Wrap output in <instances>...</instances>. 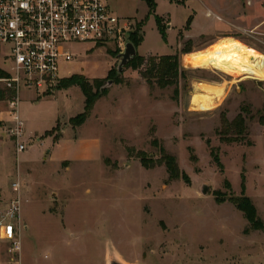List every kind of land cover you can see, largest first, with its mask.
<instances>
[{"label":"rangeland","instance_id":"rangeland-1","mask_svg":"<svg viewBox=\"0 0 264 264\" xmlns=\"http://www.w3.org/2000/svg\"><path fill=\"white\" fill-rule=\"evenodd\" d=\"M154 1L151 14L146 0L109 5L134 28L145 22L138 55H179L178 95L176 86L149 85L140 70L119 71L113 46L69 43L74 58L60 61L61 78L21 91L18 152L2 92L0 212L20 196L22 251L13 258L0 239V264H264V0ZM8 54L0 44L6 71ZM74 74L102 79L107 90L80 126L70 118L84 110L81 88L60 87ZM116 77L123 83L110 84ZM243 108L245 138L221 140L222 114L231 121ZM161 147L185 176L169 179L156 163ZM242 193L261 222L231 201Z\"/></svg>","mask_w":264,"mask_h":264},{"label":"built area","instance_id":"built-area-1","mask_svg":"<svg viewBox=\"0 0 264 264\" xmlns=\"http://www.w3.org/2000/svg\"><path fill=\"white\" fill-rule=\"evenodd\" d=\"M133 24L132 19L117 14L109 0H0V44L9 46L7 58L12 64L0 82L10 95L11 136L18 152L25 149L20 142L24 132L19 111L22 89H40L59 80L60 61L74 58L66 47L69 43L110 45L120 57L135 29ZM13 187L19 190L21 182H14ZM20 213L19 195L0 212V239L9 242L13 258L22 251Z\"/></svg>","mask_w":264,"mask_h":264},{"label":"trees","instance_id":"trees-1","mask_svg":"<svg viewBox=\"0 0 264 264\" xmlns=\"http://www.w3.org/2000/svg\"><path fill=\"white\" fill-rule=\"evenodd\" d=\"M150 7V14L154 13L156 2L154 0H146ZM158 24L160 25V18L156 17ZM192 18L189 17L187 20V25L190 26ZM145 23V22H144ZM143 22H140L134 31L131 33L130 41L135 45L139 46L140 42L143 39L142 27ZM184 53L189 52L190 49L183 48ZM113 51V50H112ZM115 52V51H114ZM144 63L148 64V67L145 70H141V67ZM125 66L132 67L135 70H140L143 78L147 81L149 85L157 84L161 88H166L168 86H176L175 95H178V83L180 76H182L183 71L181 67V61L179 55L176 54H163V55H150L145 57L144 55L136 54L132 59H130ZM110 74H113V69L110 70ZM8 72L0 68V78L6 77ZM115 83H123V79L116 77L113 78ZM78 85L84 96L85 104L84 110L77 114L75 117L70 118V123L74 126L82 125L92 114V111L96 105V102L103 95L107 94V90L104 87V80L95 78L93 81H90L88 78L84 77L81 74H74L70 78H64L60 82V87H69L71 85ZM1 90V89H0ZM2 91H0V98L3 97ZM248 108H243L240 113H238L233 120H229L225 114H222L221 117V128L217 130L220 134L221 140L225 142H238L245 138L247 133L246 117L244 113H248ZM261 121H264V117H260ZM155 142L158 140L155 138ZM162 156L157 160V164H164L166 166L169 179H178L181 176H185L184 171L181 170L175 155L167 152L164 147H161ZM211 155L213 156L214 161L219 164L220 157L218 152L215 149L211 150ZM142 162L146 167H154L155 163H149L142 158ZM243 176V184L245 183V177ZM245 187V186H244ZM243 187V188H244ZM245 190V189H244ZM243 190V192H244ZM231 201L235 206L243 211L246 218L250 223L255 221L261 222L260 218L257 216V209L255 205L251 202L250 198L242 193L239 197H233ZM264 229V223H261L260 227Z\"/></svg>","mask_w":264,"mask_h":264},{"label":"water","instance_id":"water-1","mask_svg":"<svg viewBox=\"0 0 264 264\" xmlns=\"http://www.w3.org/2000/svg\"><path fill=\"white\" fill-rule=\"evenodd\" d=\"M137 54V49L135 45L129 41L126 45V50L124 53L121 54V59L119 63V71L123 69V67L126 65V63L132 59ZM113 81L110 80L109 83L111 84ZM204 192H207L206 187L204 188ZM110 264H124L123 262L117 260V259H111Z\"/></svg>","mask_w":264,"mask_h":264},{"label":"bare ground","instance_id":"bare-ground-1","mask_svg":"<svg viewBox=\"0 0 264 264\" xmlns=\"http://www.w3.org/2000/svg\"><path fill=\"white\" fill-rule=\"evenodd\" d=\"M221 96V95H220ZM221 99H222V97H221ZM220 102V101H219Z\"/></svg>","mask_w":264,"mask_h":264}]
</instances>
